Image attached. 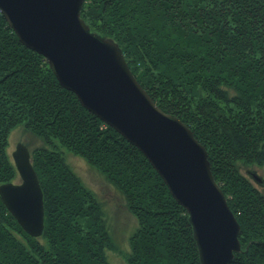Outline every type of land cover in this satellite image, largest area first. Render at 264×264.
Listing matches in <instances>:
<instances>
[{
    "label": "trees",
    "instance_id": "16d2710c",
    "mask_svg": "<svg viewBox=\"0 0 264 264\" xmlns=\"http://www.w3.org/2000/svg\"><path fill=\"white\" fill-rule=\"evenodd\" d=\"M81 16L206 147L240 224L242 250L230 264H264V193L241 172L264 168V0H85ZM20 126L43 142L32 164L45 227L29 235L0 196V264H110L117 246L103 207L64 151L105 174L138 219L128 264H202L186 209L146 156L61 86L0 11V186L19 176L7 149Z\"/></svg>",
    "mask_w": 264,
    "mask_h": 264
},
{
    "label": "water",
    "instance_id": "95a60500",
    "mask_svg": "<svg viewBox=\"0 0 264 264\" xmlns=\"http://www.w3.org/2000/svg\"><path fill=\"white\" fill-rule=\"evenodd\" d=\"M84 2L0 0V11L22 43L47 58L65 89L146 156L187 209L201 263L230 264L241 251L240 225L213 176L206 148L181 119L155 104L118 43L91 32L81 17ZM13 159L21 182L2 184L0 196L22 228L40 237L43 191L28 147L19 144Z\"/></svg>",
    "mask_w": 264,
    "mask_h": 264
},
{
    "label": "rangeland",
    "instance_id": "374dc122",
    "mask_svg": "<svg viewBox=\"0 0 264 264\" xmlns=\"http://www.w3.org/2000/svg\"><path fill=\"white\" fill-rule=\"evenodd\" d=\"M46 60H47V58H46ZM128 66H129V64H128ZM21 143L28 147L29 152L31 154V161H32V151L34 150V148L40 147L43 145V142L41 139L33 136L29 132H26L24 127L20 126L16 129H14L11 132L10 137H9V146H8L7 151H8V153L12 159H13V152L15 151L17 146ZM64 152L66 154V159H67L68 164L71 166V168L74 170V172L79 176V178L81 179L83 184L94 194L96 199L101 203V205L103 207L107 229H108L111 237L113 238V240L117 246V251L111 250V251H108V253H107L110 264H128L126 259H125L124 254L129 253L131 251V246H130L131 236L133 235V233H135V231L139 227L138 219L133 215V213H131L128 210V208L126 206L127 202L125 200L124 195L109 181V179L106 177L105 174H103L98 168L89 164L82 157L68 153L67 151H64ZM13 161H14V159H13ZM241 172L257 188H259L260 191H262L264 193V168H261V167L255 166V165H242L241 166ZM258 179L260 180V182L258 181ZM20 182H21V178H20V176H18V178L15 180V183L18 184ZM226 199H227V197H226ZM227 203H228V200H227ZM228 205H229V203H228ZM229 207H230V205H229ZM230 209H231V207H230ZM44 211H45V209H44ZM186 211H187V209H186ZM231 211H232V209H231ZM187 213H188V211H187ZM233 214H234V212H233ZM188 215H189V213H188ZM234 216H235V214H234ZM235 218L237 219L236 216H235ZM189 219H190V216H189ZM237 222H238V219H237ZM192 227H193V225H192ZM239 241H240V239H239ZM240 244H241V241H240ZM197 246H198V244H197ZM241 250H242V244H241ZM236 253H235V255H236Z\"/></svg>",
    "mask_w": 264,
    "mask_h": 264
}]
</instances>
